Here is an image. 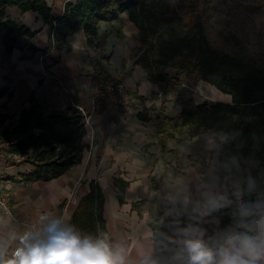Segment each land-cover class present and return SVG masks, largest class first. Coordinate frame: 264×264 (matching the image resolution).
<instances>
[{"label": "trees", "instance_id": "1", "mask_svg": "<svg viewBox=\"0 0 264 264\" xmlns=\"http://www.w3.org/2000/svg\"><path fill=\"white\" fill-rule=\"evenodd\" d=\"M11 6L40 14L56 50L70 48L69 38L78 31L84 33L89 46H101L108 39L107 33L100 31L101 23L119 21L128 14L139 28L129 59L152 80L160 85L174 81L176 88L180 76L189 73L232 97L230 101L206 99L199 103L190 99L174 116L162 111L166 115L158 123L159 132H163L158 143L165 147L176 133L181 134L180 139L176 137L178 142L206 130L238 133L234 141L220 148L218 163L237 153L251 155L260 161L258 171H264V0H66L59 16L54 15L49 0H0V43L10 53L27 47L24 37L38 33L14 19L8 13ZM116 27L118 36L124 38L121 22ZM31 49L40 50L34 45ZM169 69H174L176 76ZM6 92L7 88L0 90V99ZM137 116L152 120L147 108ZM13 119L7 103L1 104L0 156L12 164H30L31 171L23 174L26 181L62 175L80 163L89 148L87 123L77 106L52 109L34 92L16 125ZM114 185L123 203L129 181L114 176ZM106 200L102 186L93 181L90 192L75 207L72 223L85 232L110 237L104 217ZM161 206L159 202L157 211H152L151 225L154 256L163 261L175 246L165 239L171 204L165 209ZM10 256L7 250L4 259Z\"/></svg>", "mask_w": 264, "mask_h": 264}, {"label": "crops", "instance_id": "2", "mask_svg": "<svg viewBox=\"0 0 264 264\" xmlns=\"http://www.w3.org/2000/svg\"><path fill=\"white\" fill-rule=\"evenodd\" d=\"M49 1L54 5V15H61L66 0ZM8 13L18 22L38 31L33 38L24 37L29 44L24 49L15 48L10 53L0 43V90L7 88L0 105L7 103L14 115V125L19 122L20 114L34 92L52 109L80 105L91 114V118L86 122L88 134L85 141L89 148L85 150L82 161L58 177L26 181L23 174L31 171L30 164H12L0 156V186L10 193L13 203V214L0 212V215L12 218L10 229L0 231V242L8 243L7 250L11 254L16 245L8 241L9 231L23 232L36 222L42 212L63 215L72 222L79 200L90 192L92 182L96 181L107 197L104 217L111 240L126 245L128 264H136L142 250L154 255L152 211L144 206L153 194L150 180L159 168L154 160L162 155V147L157 144L153 120L143 121L137 112L143 107L159 108L164 97L176 114L182 111L183 105L180 100H172V94H164L159 83L129 59L132 47L136 45L131 38L139 28L124 13L119 20L124 38H120L113 29L119 22L101 23V32L110 31L104 50L89 46L84 33L78 31L69 38L70 48L53 51L49 26L40 14L23 12L15 6L9 7ZM31 45L40 50L34 51ZM48 47L50 50L45 57L42 56ZM103 51H108L111 60L109 64L103 59L101 67L112 77L110 79L122 75L125 88L137 96L140 105L126 108L109 105L103 100L94 105L93 87L101 76L94 59ZM124 59H128L126 68L121 65ZM125 71L128 73L124 75ZM225 97L226 101L232 99L229 94ZM2 132L3 127H0V138ZM166 149H171L170 142ZM114 176L129 181L123 192V203L118 196V187L114 185ZM136 203L139 206H135Z\"/></svg>", "mask_w": 264, "mask_h": 264}, {"label": "clouds", "instance_id": "3", "mask_svg": "<svg viewBox=\"0 0 264 264\" xmlns=\"http://www.w3.org/2000/svg\"><path fill=\"white\" fill-rule=\"evenodd\" d=\"M237 136L222 133L216 146L222 148ZM258 169L256 157L237 153L207 174L197 173V198L183 186L169 197L165 239L175 246L171 255L161 261L142 250L136 264H264V171ZM11 223L10 216L0 215V231L10 229ZM8 241L16 246L5 260L9 245L0 242V264H128L129 260L124 243L107 234L85 232L67 217L50 212L40 213L23 232L11 229Z\"/></svg>", "mask_w": 264, "mask_h": 264}, {"label": "rangeland", "instance_id": "4", "mask_svg": "<svg viewBox=\"0 0 264 264\" xmlns=\"http://www.w3.org/2000/svg\"><path fill=\"white\" fill-rule=\"evenodd\" d=\"M113 29L118 34L117 27L114 26ZM104 32H106L109 37L110 31L108 30ZM131 39H133V42L137 45L135 34L132 35ZM105 44L102 43L101 46H98L101 47V51L104 50ZM91 47L93 48L95 46ZM51 56H54V54ZM95 58L96 59L94 60L97 63L96 67L101 73V77L107 79L112 78L101 67L103 59L105 62L110 64L111 59L108 56V51L106 53L104 51L103 53L101 52L100 55L98 54ZM127 60L128 59H124L121 61L123 68H126ZM169 72L172 76H176L174 69H169ZM126 73L128 72L125 71L123 74L125 75ZM115 79L121 82L124 81V77L122 75L120 78ZM173 82L174 81H171L168 84L162 85L159 84V86L162 87L164 94H172L174 97L172 100H180L182 105L190 99H193L194 103H199L206 99L225 100V96H227V93L221 91L216 86L204 80L197 79L196 77L191 76V74L189 75V73H185L180 76V83L176 88L173 87ZM143 108L145 109V107ZM149 110L152 114V120L156 126L155 135L158 140V137L163 135V132H159L158 130V123L161 120H165L164 115H166V113L162 111H166L172 116L176 115V113L169 107V101L166 100L165 97L163 104H161L159 108L151 107ZM159 114L161 117L157 116ZM222 133L223 132H216L213 130L201 131L200 133L195 135L192 134V137L179 142L176 140V137L180 139L181 134L176 133V137L170 138L166 142L165 147H162L161 144L157 142L158 145L160 144V148L162 147V155L154 160V163L159 168L157 169L156 167V173L151 175L150 181L153 188V194L150 196L149 200H147L148 202L145 204L144 208H150L151 211H157L156 209L159 207V202L162 203V209L170 207L169 197L176 194L178 188L181 186L189 188L192 192L193 198H197L199 196V193L197 192L198 182L194 177L197 173L202 175L207 174L214 166L218 165L220 148L216 146V141ZM168 142H170L171 146V149L169 150L166 149ZM181 182H183V185H181Z\"/></svg>", "mask_w": 264, "mask_h": 264}, {"label": "built area", "instance_id": "5", "mask_svg": "<svg viewBox=\"0 0 264 264\" xmlns=\"http://www.w3.org/2000/svg\"><path fill=\"white\" fill-rule=\"evenodd\" d=\"M54 51V49H51ZM53 55V53H51ZM42 56H46V53H42ZM54 56H52L53 58ZM93 102H98V100H103L109 105L113 106H123V107H131L134 105H140V100L137 96L128 92L125 88V85L121 81H117L115 79H107L99 76L94 83L93 94H92ZM77 107L83 112L85 116V121L89 122L91 118V114L87 112V110L80 105ZM0 212L5 214H13V203L11 200L10 193L0 186Z\"/></svg>", "mask_w": 264, "mask_h": 264}]
</instances>
